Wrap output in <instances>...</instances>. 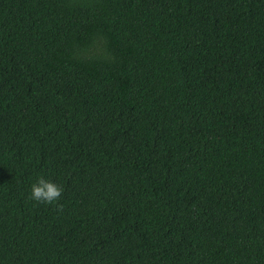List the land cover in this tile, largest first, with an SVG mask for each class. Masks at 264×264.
I'll list each match as a JSON object with an SVG mask.
<instances>
[{
  "label": "trees",
  "instance_id": "1",
  "mask_svg": "<svg viewBox=\"0 0 264 264\" xmlns=\"http://www.w3.org/2000/svg\"><path fill=\"white\" fill-rule=\"evenodd\" d=\"M0 264H264V0H0Z\"/></svg>",
  "mask_w": 264,
  "mask_h": 264
},
{
  "label": "clouds",
  "instance_id": "2",
  "mask_svg": "<svg viewBox=\"0 0 264 264\" xmlns=\"http://www.w3.org/2000/svg\"><path fill=\"white\" fill-rule=\"evenodd\" d=\"M62 194L63 189L61 186L42 176H37L30 186L29 198L38 203L52 204L54 201L58 202ZM56 208L60 211L63 206L57 203Z\"/></svg>",
  "mask_w": 264,
  "mask_h": 264
}]
</instances>
